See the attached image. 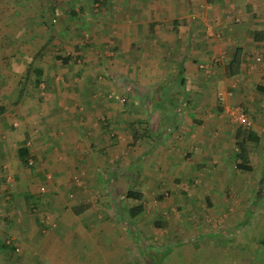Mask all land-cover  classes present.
I'll return each mask as SVG.
<instances>
[{
	"label": "crops",
	"instance_id": "0c3cea01",
	"mask_svg": "<svg viewBox=\"0 0 264 264\" xmlns=\"http://www.w3.org/2000/svg\"><path fill=\"white\" fill-rule=\"evenodd\" d=\"M63 11L64 21L50 23L49 17ZM0 32L8 36L6 42H0V106L3 107L0 113V177L26 174L17 157V148L26 147L25 160L30 158L34 163L28 170H32L36 178L44 176V183L47 178L48 185L44 186L51 197L44 202L45 208L58 216L60 241L66 239L67 242L60 247L62 258L67 257L68 250L76 248L79 241L85 244L79 246L80 252L77 251L80 258H88L97 246L101 252H106L110 239L106 245L97 243L96 246L95 243L100 242V228L106 229L104 238L108 234L116 237L119 232L117 239L126 241L127 237L129 242L137 240L134 226L144 218L151 230L147 236L167 227L171 222H163V215L154 219L147 217L148 210L161 214L158 201L164 197L159 192L167 183L166 179L172 186L176 180L204 177L209 184L199 193L204 195L202 202L208 207L203 206V209H209L210 215L216 209L227 207L247 210L263 201L264 164L259 166L263 170L260 175L253 174L256 171L252 165L249 172L238 171L234 162L233 171L229 167V160L233 161L230 141L211 138L217 135L211 130L218 129L230 135L234 142L235 131L229 129L225 121H216L214 125L205 121L197 126L195 123L190 128L193 132L188 134L193 139L184 141L167 137L169 132L162 136L156 134L151 143L146 137L135 139L128 133L125 139L119 137L118 141L129 144L127 148L132 143L145 146L138 152H141L138 157L144 165L140 164L137 170L131 160H124L121 169L113 162L116 155L108 163L104 156L92 155L95 151L91 144L94 141L99 145L108 144L106 131L117 129L115 113H119L120 108L129 123L125 122L124 127L133 120L148 123L145 107H159L161 97H167L165 94L171 98L173 91L166 92L168 87L181 90L176 92L181 96L178 97L179 105L172 109L168 122L173 125L171 131L177 129L178 123L174 120L178 118L181 122L185 116L181 113L187 110L202 113L206 107L211 110L212 98L206 94V87L213 77L217 84L236 87L233 103L251 119L252 128L259 136L257 147L264 146V0H0ZM111 43L117 52L112 57L102 58L99 50L108 48ZM235 47L242 50L239 73L225 77L222 67ZM212 58L220 60L219 68H214ZM199 66H206L208 70L204 68L203 71ZM100 73L108 77L101 78ZM117 81L129 87L130 92L125 88L123 94L128 97L126 106L115 101L119 96L115 87ZM12 82L15 85H11ZM192 95L205 102L197 111L183 106L191 107L188 97ZM138 101L139 113L132 110V106L138 107ZM195 136H200L202 142L194 139ZM213 146L217 148L213 150ZM108 151L113 153L115 149ZM253 152L249 155L250 161ZM79 169L85 172L86 178L90 174L101 181L104 176L108 182L119 175L131 177L132 171H136L135 182L130 179L126 190L141 193L142 211L135 217L128 216L127 209L138 202L126 198V190L122 197H107L103 194L106 192L103 186L57 184V179L63 182L67 173L70 175ZM243 173H251L252 180H245ZM20 184L12 191L0 184V226L6 224L8 211L17 207L27 210L25 204L35 195L36 190L25 186V181ZM111 188L113 195H117L118 189ZM92 191H98L97 203L87 198ZM7 194L13 198L10 200ZM58 194L62 202L56 200ZM147 200L152 208L146 205ZM109 203L111 216L108 215ZM179 222L171 223L173 228L184 224ZM241 223L243 225L245 220ZM235 225L239 223L235 221ZM209 231H212L211 225ZM218 232L222 234L223 230ZM19 235L13 240L24 241L22 234ZM4 241L8 239L0 230V258L6 255ZM35 250L21 245L20 252L12 257L14 264L20 262V256L29 257ZM158 253L155 258L161 259L164 254Z\"/></svg>",
	"mask_w": 264,
	"mask_h": 264
},
{
	"label": "rangeland",
	"instance_id": "374dc122",
	"mask_svg": "<svg viewBox=\"0 0 264 264\" xmlns=\"http://www.w3.org/2000/svg\"><path fill=\"white\" fill-rule=\"evenodd\" d=\"M120 5L122 6L121 3ZM57 15L63 16V21L66 18L65 12L57 13L52 15V17H49L50 23H52L51 19ZM7 37L8 36L5 34H0V42H6ZM113 45L114 44L111 43L108 48L105 46L99 50L102 58L115 55L117 50L113 48ZM175 53H177V51ZM54 55L55 54H53V56ZM211 61L216 65L214 67L215 69L217 67L219 68L220 64H217L220 61L219 59L212 58ZM213 63L211 67H213ZM201 65L204 66L203 64ZM199 67L203 71L204 68L208 70L206 66ZM104 74L100 73V76L101 78L103 77L106 79L108 76H104ZM215 80L216 79L212 77V82H209L206 87V94H209V98H212L211 110L206 107V111L202 113H190L188 110L187 113H181L185 116L184 118L182 117L181 122L177 120L178 118L174 120L178 123V126L177 129L173 131H171L173 125H168V122H170L169 120L172 116V109L174 110L179 105L178 97L181 96L176 92L181 90H177V88L174 89L168 87L169 89L167 88L166 91H173V96H177V98H172L173 96L168 98L170 95L165 94L164 96L167 97H161L159 101L161 105L159 107L156 108L154 105L153 108L149 106L147 109L145 107L149 117L148 123L141 120H133L130 125L124 127V123L127 122V119H125L122 108H120V112L115 113L117 129L115 132L106 131L107 136L109 135L108 144L99 145L95 141L93 142V145L91 144L93 147L92 150L95 151L92 155H95L96 157L104 156L107 163L110 161V158H113L112 156L116 155L114 156L115 158H113V162H116L117 167L123 169L124 160H131V162L135 164L134 168L136 167L137 170L140 164L144 165L138 157L141 152L139 154L138 152L145 146H135V144L132 143L131 146L127 148L126 146L129 144L126 143L127 145H124L118 141L119 137L125 139L124 137L127 133L132 138L135 136V139L138 138V136L143 138L146 137L148 143L152 142V138L155 137L156 134H161L162 136L163 133L166 134L168 132L170 134H166L167 137L173 136L184 141L186 139H193L188 135L193 132L190 128L194 126L195 123L197 126L204 121L207 124L213 125L216 121H225L229 124V129L235 131V129L239 127V124L231 112L237 110L243 111V109L233 103L236 87L231 84L228 87H224L222 84H217V81ZM115 84V87L117 86L116 89H118L117 94L119 95L115 99L116 103L118 105H127L128 101L126 98L128 97H123V94L126 93L124 90L125 88L128 90V93L130 92L129 87L122 86L124 84L119 85L118 81L115 82ZM11 85L15 84L12 82ZM29 86L31 89V82H29ZM218 93H223L225 95L224 99L219 100ZM188 100L191 107L189 108L188 105L183 106H187V109L191 111H197L199 107L205 104L204 100L201 102L202 99L198 96L195 97V95L188 97ZM136 105H138V107L132 106V110H138L137 113H139L140 101H138ZM244 113L246 112L244 111ZM246 115L249 118L247 113ZM177 116L178 115L176 114V117ZM179 118L181 119V116H179ZM101 120L104 122V119ZM214 132L217 133V135L213 134L211 138H222V140L227 142L230 141L228 143H230L231 155L232 151L234 152L235 149L232 139L229 137L230 135H226V132L218 129L211 130V133ZM128 138L129 137L126 136V139ZM135 139L131 141H135ZM194 139H199V141L202 142L200 136H195ZM113 144L115 146H113ZM227 146H229V144ZM109 148L115 149V152L112 153L111 151H108ZM216 148L217 147L215 146L212 147L213 150ZM144 158L145 155L143 156V159ZM229 162H231V164L229 163V167L235 171L233 168V161L229 160ZM250 163L255 167L256 172L253 173L254 175L262 174L263 170H260L259 166L260 164H264V146H256L254 148L253 158ZM21 166H23L24 171L26 172L23 177H11L10 175H13L14 173L10 175L5 174V177H0V184L6 186L7 191H12L13 189H17V186H20L21 184L23 185L24 182L20 184V181H25V186L32 187L36 192L33 198H31L29 204H25L27 210L24 209V211H22L17 207L11 209L8 213L4 210L2 211L5 213L4 216H6L7 213L8 219L5 225L1 224L0 230L2 231V236L5 239H8V241H4L5 248H3V250L6 251V255L4 258H0V264H14L12 257L20 250L21 245H23L24 248L25 246H31L36 250L29 257L27 255L20 256L22 259H20L18 264H264V244L260 243V238L264 233V199L263 201H260V203L255 204L254 208L253 206H249V209L246 210L245 207L236 209H233V207L229 209L230 207H227L223 210L216 209L212 211V214L210 215L208 214L209 209H203V206H207V204L205 205L202 202L204 195L200 194V189L203 186L208 187L209 184L204 177L194 178V180L191 181L186 179V181H183L182 179V182L176 180L173 182L172 186H170V181L166 179L167 183L161 186L160 192L157 190L159 194L164 197L162 200H157L160 202L159 207L161 208V214L156 215L148 210L149 214L147 217L149 218L154 219L157 218V216L161 217L163 215V217H165L162 220L163 222L168 221V223H180L179 221H182V223H184L183 225L173 228V225L169 223L167 227L163 226L157 233H152V235L147 236L151 230L150 227H148L149 224L147 223V218H144L142 223L139 222L137 227L134 226L135 231L137 232V240H131L129 242H127V237L126 241L125 239H120L119 241L117 239L119 232L117 234L115 233L116 237L111 238L109 236L111 234H108V237L104 238V234H107L104 232L106 229L100 228L101 234L98 236L100 242L96 241L95 243L96 246L97 243L99 245H106L107 240L110 239L107 242L110 247L106 252H101L100 248L97 246V249L91 250V254L88 258H80L77 255V251L80 252L82 249L79 246L81 244L85 246V244L81 241L76 243L74 239L73 243H76V248H72L73 250L69 249V255L65 252L68 256L62 258L60 247L67 245V242L66 239L60 241L61 226L58 216L51 212V210L45 208L46 203L44 202H47L48 198L51 197V195L47 194L46 186H44L46 183L48 185V182L46 181L47 178L45 179L46 183H44V176L36 178L33 173H31L32 170H28V168L31 167L32 169L34 166V163L30 158L26 160V164H22ZM80 170L82 169L70 172V175L67 173L63 182L60 181V179H57V184H67V186L77 185V187L95 186L97 188L103 186L106 189V192L103 193L104 196L110 197L112 195L113 197H122L121 194H123L128 187L130 179L135 182L137 178L136 171H132L131 177L129 175L125 177L119 175L114 179H108L110 180V182H108L103 176L100 178V181L97 178L95 179L94 175L90 174H88L86 178L84 176L85 172L83 171V174ZM243 175L245 180H252L251 173H243ZM231 178L233 179L232 174ZM237 178L241 179L240 176H237ZM86 181L87 184H85ZM112 186L113 188L118 189V194L115 196L113 195L114 191L111 188ZM253 190L256 192L257 188H254ZM7 196L9 197V194H7ZM68 196L71 197L72 195ZM98 196V191H92L87 194V198L95 203L98 202ZM250 197H252V193ZM262 197L264 198V195ZM9 198L11 200L13 197ZM56 200H59V202L63 201L60 199L59 194L56 196ZM164 200L165 202H163ZM31 201L37 203V205L33 206ZM147 204L149 208H152L151 204L148 203V200L146 202V205ZM107 207L109 208L108 215L111 216L112 211L110 209V203ZM99 214H101V212H99ZM108 215L106 217H110ZM239 219H244L245 223L243 225L242 223L240 224L241 220ZM235 221L236 223H239V225H235L234 227ZM232 224L233 226L231 228ZM210 225L212 226V231H209ZM219 230H223V232H221L222 234L218 232ZM172 232H175L176 234L172 235ZM19 234H22L21 236L25 238L24 241L20 239H18V241H15V239L13 240V237H19ZM13 241H15L16 244H14ZM138 246H140V249L144 250L147 254L142 256L138 250ZM156 251L163 252L164 255L161 259L155 258ZM103 253H106L107 256L103 257Z\"/></svg>",
	"mask_w": 264,
	"mask_h": 264
},
{
	"label": "trees",
	"instance_id": "16d2710c",
	"mask_svg": "<svg viewBox=\"0 0 264 264\" xmlns=\"http://www.w3.org/2000/svg\"><path fill=\"white\" fill-rule=\"evenodd\" d=\"M242 50L235 47L229 54L226 63L222 67L223 75L225 77H232L239 73L241 65ZM63 59V58H62ZM38 75V74H37ZM3 111V107L0 106V113ZM259 136L254 132V130L245 129L243 127H237L234 132V149L233 152V162L236 170L241 172H249L252 169L249 155L253 152L254 148L257 146ZM27 149L24 146L17 148V157L23 163L26 164L25 156ZM125 197L136 200L138 203L130 206L127 209V214L130 217L137 216L143 209L141 198L142 195L136 190H126ZM260 243L264 244V233L260 238ZM139 252L142 254L140 247L138 246ZM156 253H158L156 251ZM162 256V253H158V256ZM144 256V255H143ZM157 256V257H158ZM159 258V257H158Z\"/></svg>",
	"mask_w": 264,
	"mask_h": 264
},
{
	"label": "built area",
	"instance_id": "2783aa9c",
	"mask_svg": "<svg viewBox=\"0 0 264 264\" xmlns=\"http://www.w3.org/2000/svg\"><path fill=\"white\" fill-rule=\"evenodd\" d=\"M63 18H64L63 16L57 15L56 17H53L51 19V22L55 23L56 21L62 20ZM255 59L258 61L259 57H256ZM224 97H225V95L223 93H218V99L219 100L224 99ZM231 114L235 117L239 126L245 128V129L253 130L252 123H251L250 119L247 117L246 113H244V111L237 110V111L231 112Z\"/></svg>",
	"mask_w": 264,
	"mask_h": 264
}]
</instances>
